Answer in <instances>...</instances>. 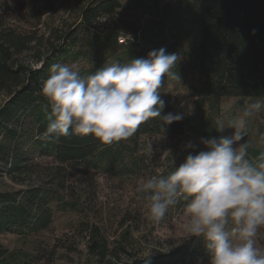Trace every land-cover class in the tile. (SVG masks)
<instances>
[{
	"label": "trees",
	"instance_id": "trees-1",
	"mask_svg": "<svg viewBox=\"0 0 264 264\" xmlns=\"http://www.w3.org/2000/svg\"><path fill=\"white\" fill-rule=\"evenodd\" d=\"M47 1L49 9H52L56 0ZM150 1L152 9L146 14L158 16L162 10L160 1ZM136 2L141 6L145 4L144 0ZM122 3L121 0H91L82 9L74 32L62 35V45H52V50L45 56L39 53L34 57V61L40 65L38 68L15 60L27 49V44H35L34 37L27 41L0 24V93L5 95L0 105V175L16 181L20 178L24 180L23 177L32 174L34 168L41 166L45 170L48 165L55 168L46 169L44 175L47 178L69 172L73 177L104 174L115 178L143 179L160 166L162 171L159 174L166 177L189 154L195 155L201 151L200 147H188L189 138L202 141L218 136L219 132L215 129L218 99H251V103L264 100V0H189L182 5V1L177 0L166 5L167 11L163 13L162 21L166 17L173 22L184 8L192 14V24L196 28L198 26L194 70L198 72L196 91L199 103L195 113L191 115L189 108L175 95L159 90L165 101L161 117L167 113L185 114L183 119L168 125L165 133L162 131L163 121L157 117L142 123L129 139L111 145L100 143L91 134L80 136L71 133V130L68 136L51 141L41 140L40 136L49 123L42 86L50 76L53 64H80L77 71L86 77L99 68L110 66V61L126 64L132 59L141 58L140 55L120 51L129 39L128 36L119 39L122 26H105L103 21L114 19ZM156 24L161 33L160 22ZM173 25L176 26L174 22ZM78 29L89 32L80 35ZM187 31V37L192 35V29ZM127 34L136 35V32L128 29ZM161 42L164 44L166 39ZM166 50L171 52L173 47H166ZM206 101H211L209 111L201 109ZM258 115L264 119V108ZM260 133L261 146L247 144L248 158L253 162L264 159L263 126ZM143 136L172 139L162 151L167 150L163 161L173 162L168 169H164L163 164H153L155 156L143 149ZM180 139L183 144L178 147ZM63 185L64 182L60 183L59 188L63 189ZM17 195H20L19 199ZM76 198L66 201L63 193L46 183L34 184L14 193L0 192V233L13 231L26 239L47 229L56 212L68 211L75 216L84 214L80 221H71V236H65L85 240L88 264H198L204 260L203 257L210 260L203 238L196 237L169 250L139 253V240L145 237L147 227L159 223L150 214L129 212L126 216L129 223L122 219L115 236L109 241L103 232L102 221L98 222L102 226L91 221ZM144 200V204L150 203L146 196ZM186 203L178 198L176 205L170 206L164 217L171 216L168 211L173 208L184 206L185 209ZM260 232L264 235V227L260 228ZM75 245L73 250H77L79 244ZM39 251L38 243L27 252L9 251L0 246V264H29ZM52 254L54 251L49 255Z\"/></svg>",
	"mask_w": 264,
	"mask_h": 264
},
{
	"label": "clouds",
	"instance_id": "clouds-1",
	"mask_svg": "<svg viewBox=\"0 0 264 264\" xmlns=\"http://www.w3.org/2000/svg\"><path fill=\"white\" fill-rule=\"evenodd\" d=\"M180 59L160 48L147 58L113 63L86 77L69 65L53 64L42 86L49 123L40 139H58L71 130L111 145L129 139L142 123L157 117L165 133L168 125L185 115L161 117L165 101L159 89ZM262 108L264 100H257L239 119L227 124L218 120L216 131L231 128V136L202 140L206 151L189 154L166 177L153 176L137 187L149 200L154 221L163 219L178 198L187 201L184 240L203 238L210 264H264V252L256 246L258 230L264 227V159L253 162L248 145L240 143L248 119Z\"/></svg>",
	"mask_w": 264,
	"mask_h": 264
},
{
	"label": "rangeland",
	"instance_id": "rangeland-1",
	"mask_svg": "<svg viewBox=\"0 0 264 264\" xmlns=\"http://www.w3.org/2000/svg\"><path fill=\"white\" fill-rule=\"evenodd\" d=\"M91 0H56L55 6L49 9L47 0H0V24L2 28H10L27 41L34 37L35 44H27V49L17 56L15 60L22 64H27L38 68L40 65L34 61V57L41 53L45 56L51 49V46L57 47L62 45V35H70L76 28L75 25L80 19L82 9ZM123 3L120 11L115 15L114 19L103 20L105 26H122L119 39L126 40V45L121 47L120 51L126 53H134L140 55L141 58H147L152 50L160 48L173 47L168 53H177L181 57L176 67L171 71L173 75H165L162 86L159 90L170 93L178 97L184 106L189 108L190 114L195 113L196 105H198L197 95V77L198 73L194 70V59L196 53V44L198 35V26L192 24L194 20L190 12H186L184 8L179 13V18L173 22L164 19L162 16L167 11V4H173L177 0H159L161 11L158 16L146 14L152 9V2L144 0L145 4L141 6L136 0H121ZM182 1L181 5L189 0ZM195 12V10H194ZM162 14V15H161ZM196 14V13H195ZM157 22H160L162 32H158ZM189 24H192L189 26ZM114 26V28H115ZM194 27L195 32H194ZM128 29H134L136 35H128ZM192 29V35L187 37V30ZM80 35L88 33V30L79 31ZM120 39V40H121ZM166 42L162 44V40ZM125 41V40H122ZM52 50V49H51ZM120 53V52H119ZM119 55V54H118ZM109 64H113L110 61ZM73 70H78L80 64L69 65ZM5 100V95L0 93V105ZM219 111L215 116V121L222 120L227 124L229 121L239 119L243 110L251 103V99H237L231 97H221L218 99ZM211 101H206L201 105L202 110L209 111ZM261 126L264 127V119L260 118L258 112L248 119L246 125V134L244 140L240 143L252 144L257 147L262 145V135L260 133ZM233 129L228 128L220 136H231ZM176 140H179L177 138ZM175 140V141H176ZM181 140V139H180ZM192 149L200 147L199 150L206 151L205 144L199 138H189ZM143 149L154 154L153 164H163L164 169H168L173 163L172 161H163L167 150L162 152L164 147L172 142V139L166 137L143 136ZM176 143V142H175ZM179 147L183 141H178ZM46 165V163H44ZM52 166L46 165L45 170L38 166L33 169V173L20 178L19 182L8 176L0 175V192H17L31 187L34 184H47L53 189H58L63 193L66 201H70L75 197L84 207V213H87L90 220L94 223L104 226L103 232L109 241L113 239L117 232V226L122 219L125 223H129L126 216L129 212L149 214V204H144V194L137 192V187L146 182L153 176H162L160 166H157L154 173L144 177L137 178H115L104 174H96L93 176H72L69 172L54 175L53 178H47L44 173L47 168ZM55 168V167H52ZM55 172L56 170L53 169ZM30 176V177H29ZM64 182V188H59L57 184ZM60 185V184H59ZM17 199L20 195L16 196ZM76 198V199H77ZM168 211L171 216H166L159 221L158 224L147 227L144 238L139 240L138 252H161L169 250L182 242H184V234L182 225L185 222L184 206L173 208ZM84 217L75 216L68 211L56 212L53 221L49 227L35 235H30L26 239L18 236L16 232L5 231L0 233V246L9 251H31V248L40 244V251L36 253V257L29 264H88L85 253V240L77 237H66L72 230L71 221H80ZM121 223V222H120ZM231 227V224L229 225ZM77 245V250L74 247ZM256 246L264 252V235L258 230L256 237ZM51 251L54 254L49 255ZM198 264H210L208 258Z\"/></svg>",
	"mask_w": 264,
	"mask_h": 264
},
{
	"label": "bare ground",
	"instance_id": "bare-ground-1",
	"mask_svg": "<svg viewBox=\"0 0 264 264\" xmlns=\"http://www.w3.org/2000/svg\"><path fill=\"white\" fill-rule=\"evenodd\" d=\"M99 3V2H98ZM93 6V5H92ZM91 6V7H92ZM94 7V6H93ZM113 8V7H112ZM116 8V7H115ZM114 9V8H113ZM98 14V13H97ZM104 14V13H103ZM102 15V14H101ZM1 19V18H0ZM82 19V18H81ZM115 36V35H114ZM198 53V52H197ZM198 73V72H197ZM196 93H198V92H196ZM162 94V93H161ZM164 95V94H163ZM162 96V95H161ZM200 96V95H199ZM201 99V98H200ZM205 99H207V98H205ZM204 98L202 99V100H205ZM217 100V99H216ZM5 102H7V101H5ZM4 107V106H3ZM5 107H6V105H5ZM1 109H3V108H1ZM4 111V110H3ZM31 113V112H30ZM7 125V124H6ZM30 125V124H29ZM11 127V126H10ZM7 128V127H6ZM254 148V147H253ZM260 150V149H259ZM50 157V156H49ZM261 157V156H260ZM60 184V183H59ZM59 184H57L58 186H59ZM65 185V184H64ZM64 185H63V187H64ZM62 188V187H61ZM30 213H31V211H30ZM25 214V213H24ZM32 215H34V214H32ZM21 216V215H20ZM26 216V215H25ZM27 217V216H26ZM18 218H19V216H18ZM22 218V217H21ZM24 219V218H23ZM31 219H33V218H31ZM24 220H26V219H24ZM29 220V219H28ZM19 221V220H18ZM30 221H32V220H30ZM22 222V221H21ZM29 224V223H28Z\"/></svg>",
	"mask_w": 264,
	"mask_h": 264
}]
</instances>
